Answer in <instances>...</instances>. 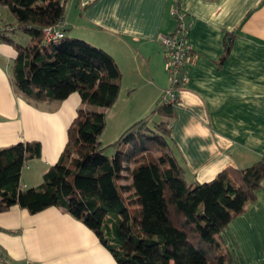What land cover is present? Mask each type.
<instances>
[{
	"label": "crops",
	"instance_id": "0c3cea01",
	"mask_svg": "<svg viewBox=\"0 0 264 264\" xmlns=\"http://www.w3.org/2000/svg\"><path fill=\"white\" fill-rule=\"evenodd\" d=\"M175 6L192 21L193 55L168 126L186 180L203 183L226 167L245 168L264 155V0H73L72 15L66 11L60 27L114 58L121 81L110 109L137 106L136 121L150 114L169 86L157 36L174 31ZM14 22L0 5V29ZM5 35L25 39L10 29ZM15 55L0 38V147L41 144L40 158L21 171L20 186L26 189L39 185L57 161L80 97L74 92L37 106L16 95L9 80ZM221 235L234 264H264V177L255 200ZM0 250L10 264H116L92 230L54 206L33 214L18 205L0 212Z\"/></svg>",
	"mask_w": 264,
	"mask_h": 264
},
{
	"label": "trees",
	"instance_id": "16d2710c",
	"mask_svg": "<svg viewBox=\"0 0 264 264\" xmlns=\"http://www.w3.org/2000/svg\"><path fill=\"white\" fill-rule=\"evenodd\" d=\"M69 1L0 0L15 17L0 29L16 52L9 67L14 93L33 104L80 97L66 142L39 185L20 186L27 161L40 158L39 141L0 147V212L14 205L32 214L61 208L94 232L116 264H234L221 233L255 200L264 155L210 181L188 182L170 138L173 106L161 104L162 95L151 114L168 119L134 121L110 144L114 153L105 154L99 108L116 102L121 71L107 51L83 39L45 41L44 29L61 25ZM8 29L26 34L27 43L5 35ZM0 261L10 264L1 250Z\"/></svg>",
	"mask_w": 264,
	"mask_h": 264
},
{
	"label": "built area",
	"instance_id": "2783aa9c",
	"mask_svg": "<svg viewBox=\"0 0 264 264\" xmlns=\"http://www.w3.org/2000/svg\"><path fill=\"white\" fill-rule=\"evenodd\" d=\"M171 14L176 20L174 31L170 34H158L157 40L162 46L165 68L169 78V86L162 92L161 104L174 106L178 101L176 97L177 90L184 88L189 79L187 63L192 60L191 56L193 53L188 41V33L192 26V21L187 20L186 14L177 6L172 8ZM60 26L45 28V41L55 42L64 37Z\"/></svg>",
	"mask_w": 264,
	"mask_h": 264
},
{
	"label": "rangeland",
	"instance_id": "374dc122",
	"mask_svg": "<svg viewBox=\"0 0 264 264\" xmlns=\"http://www.w3.org/2000/svg\"><path fill=\"white\" fill-rule=\"evenodd\" d=\"M71 6H73V0L69 1L67 6H66L67 15L70 14V17L72 15L71 12H73V10H74L73 7H71ZM5 8L7 10L8 16H11L12 13L10 12V10L7 7H5ZM65 15H66V13H65ZM6 27H8V26H6ZM69 31H70V29L67 28L66 34L68 36L70 34ZM16 32H17V34H21L23 36V38H25V39L18 40L19 38H16V37H15V39H17L19 43H22V44L27 43V41H28L27 35L21 31H18V30ZM58 41L59 40H56L55 42H58ZM36 104H37V106L41 105V103H36ZM99 110L103 111L106 115L105 129H104L102 135L100 136V142H101V146L104 147V153L109 155V154L114 153V150H113L114 147H112L110 144L113 143L116 139H118V137L121 135L122 131L135 121V120L133 121V119L137 117L140 109H138L137 106H135L133 109H131L128 104H124L120 108V110L118 109V111H116V109H110V107L99 108ZM139 119H149V121L152 122V121L167 120L168 117H163V116L160 117L158 114H151V112L149 114L147 112L145 116H142ZM130 122H132V123H130ZM32 141H37V140H32ZM35 159H38V158H34V160ZM30 160H33V159H29L27 161V163H29Z\"/></svg>",
	"mask_w": 264,
	"mask_h": 264
}]
</instances>
